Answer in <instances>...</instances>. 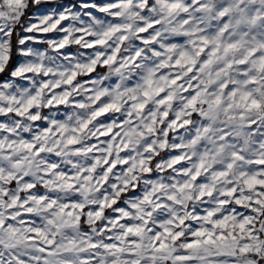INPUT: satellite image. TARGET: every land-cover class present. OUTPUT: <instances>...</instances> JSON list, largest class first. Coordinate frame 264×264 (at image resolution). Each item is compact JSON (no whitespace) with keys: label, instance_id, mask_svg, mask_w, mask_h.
Listing matches in <instances>:
<instances>
[{"label":"snow or ice","instance_id":"obj_1","mask_svg":"<svg viewBox=\"0 0 264 264\" xmlns=\"http://www.w3.org/2000/svg\"><path fill=\"white\" fill-rule=\"evenodd\" d=\"M0 264H264V0H0Z\"/></svg>","mask_w":264,"mask_h":264}]
</instances>
